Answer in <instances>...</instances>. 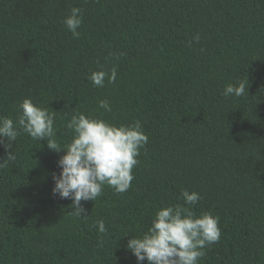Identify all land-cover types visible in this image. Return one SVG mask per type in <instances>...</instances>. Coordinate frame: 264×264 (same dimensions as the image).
Masks as SVG:
<instances>
[{
    "label": "trees",
    "instance_id": "trees-1",
    "mask_svg": "<svg viewBox=\"0 0 264 264\" xmlns=\"http://www.w3.org/2000/svg\"><path fill=\"white\" fill-rule=\"evenodd\" d=\"M73 7L79 38L63 23ZM113 67L115 83L88 79ZM242 80L245 95H223ZM25 98L56 112L62 146L79 113L139 120L148 143L131 188L105 186L77 217L52 193L64 151L21 132L0 168V264H138L128 241L185 189L197 216L219 217L200 264H264V0H0V117L16 121Z\"/></svg>",
    "mask_w": 264,
    "mask_h": 264
},
{
    "label": "clouds",
    "instance_id": "clouds-1",
    "mask_svg": "<svg viewBox=\"0 0 264 264\" xmlns=\"http://www.w3.org/2000/svg\"><path fill=\"white\" fill-rule=\"evenodd\" d=\"M63 23L74 38H79L77 30L83 23L82 9L71 8ZM194 39L199 41L200 37L197 35ZM116 76L117 69L113 67L110 71H94L88 79L95 87H103L105 80L115 83ZM247 88V80L240 81L238 85L228 84L223 95L241 97ZM99 107L106 112L112 111L107 100L99 101ZM19 108L21 114L16 121L0 117V145L7 152L6 159L0 161V168L15 161L14 152L8 149L23 132L34 140L46 141L50 150L64 151L65 154L58 160L61 171L53 177L55 185L52 193L60 199L72 201L74 216L82 217L85 213L82 201H96L105 186L117 193L131 188L133 169L139 164L137 157L148 143V136L139 120L128 125H116L83 113L74 114L65 125L73 133L71 143L62 146L56 139L55 111L35 105L30 98H25ZM181 197L183 205L160 208L147 232L128 241L126 247L138 264L144 261L148 264H200L205 248L219 242V217L209 212L197 216L191 208L202 199L200 194L185 189ZM96 226L99 233H106L103 220L97 221Z\"/></svg>",
    "mask_w": 264,
    "mask_h": 264
}]
</instances>
